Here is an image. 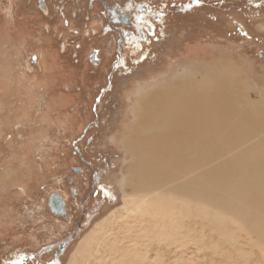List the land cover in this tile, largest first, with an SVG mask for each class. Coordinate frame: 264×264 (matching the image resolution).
<instances>
[{"label": "rangeland", "instance_id": "1", "mask_svg": "<svg viewBox=\"0 0 264 264\" xmlns=\"http://www.w3.org/2000/svg\"><path fill=\"white\" fill-rule=\"evenodd\" d=\"M126 1L130 25L106 31L102 3ZM31 2L0 6V264H28L27 253L33 264H264V242L244 226L230 220V237L187 218L167 220L160 233L151 217L159 193L122 187L129 94L141 84L220 61L243 72L253 96L264 94V0H97L94 10L61 0L52 21ZM120 31L132 32L123 44ZM93 46L102 48L100 67ZM40 54L42 66L32 61ZM54 192L68 201L70 222L48 213ZM87 240L93 248L81 262Z\"/></svg>", "mask_w": 264, "mask_h": 264}, {"label": "bare ground", "instance_id": "2", "mask_svg": "<svg viewBox=\"0 0 264 264\" xmlns=\"http://www.w3.org/2000/svg\"><path fill=\"white\" fill-rule=\"evenodd\" d=\"M207 64L175 69L129 94L123 146L130 165L122 187L159 193L151 217L160 233L167 220L177 226L189 218L230 236L231 220L264 242V94L253 96L234 65ZM92 241L81 247V262Z\"/></svg>", "mask_w": 264, "mask_h": 264}, {"label": "flooded vegetation", "instance_id": "3", "mask_svg": "<svg viewBox=\"0 0 264 264\" xmlns=\"http://www.w3.org/2000/svg\"><path fill=\"white\" fill-rule=\"evenodd\" d=\"M8 0H0V6H7V8H9V5L7 4ZM15 1H22V0H12V2ZM24 1V0H23ZM26 1V0H25ZM29 1V0H28ZM70 1H74V3L77 4V7L81 4H85L87 8L89 9H93L94 7L97 5V0H70ZM77 1V2H76ZM31 3H36V6L38 7V10L41 12L43 17L48 18L49 20L51 19L54 20L55 17L59 16V14L62 13V5H61V0H57V2H55V0H32ZM75 4V5H76ZM103 6L105 7V11H103V15H105L106 20L109 21V25L107 24V26L105 27V30H112L117 29V31H119V28H115L114 23L120 25L122 28L127 27L130 25L131 20L129 15L127 14V8L130 9V4L128 3V1L124 2V9H118V8H114V6H111L109 3L103 2L102 3ZM12 7L14 8L13 5L10 6L9 9H12ZM145 6H138V9H141V11L145 14ZM1 8H0V20L2 19V13H1ZM131 16V15H130ZM60 18L62 19L63 22V26L67 27L69 25L68 22V18H66L65 14H62V16L60 15ZM79 17H77V15H74L73 20H71L74 23H77V21H79ZM147 19V17H146ZM150 22H148L149 24ZM70 33H72L73 35H79L78 31H76L77 29H68ZM139 33H142L141 31H138ZM97 35L96 32L93 33V35ZM129 34H132V32H123V34H121L120 31V36H121V42L120 44H123V42L125 40H123L124 38L127 39V37L129 36ZM60 35V42H61V49H63L64 51H66L67 49V43L62 39L63 38V34H59ZM57 35V36H59ZM62 39V41H61ZM80 48V46H79ZM91 54H93V56H95V62L94 65L100 67L103 64V54H102V48L98 47V46H93L91 48ZM41 54L38 56V58H35L34 60L36 61V64L39 60V66H42L43 64V59L40 57ZM89 63V62H88ZM91 64V63H90ZM36 66V65H35ZM36 72V69L34 67V71L31 72L32 74ZM30 73V72H29ZM29 75V74H28ZM26 83V81L24 82ZM27 84V83H26ZM75 171L77 173H81L82 169L80 167H75L74 168ZM72 180V179H71ZM72 182V181H71ZM96 186H97V182H95ZM97 188V187H96ZM97 191V190H96ZM96 194V192H93ZM71 194L72 197L76 198L78 196V190L77 188H75L74 186L71 187ZM62 202H63V206H62ZM46 207L48 210V213L55 216L58 219L61 220H67V222L71 221V213H70V209H69V203L67 200H65L64 196L59 194L58 192H54L51 193L47 196V200H46ZM64 242L60 245V249H62L64 247ZM32 254L27 253L26 258L24 260H26V262L28 264H33L34 263V257Z\"/></svg>", "mask_w": 264, "mask_h": 264}, {"label": "water", "instance_id": "4", "mask_svg": "<svg viewBox=\"0 0 264 264\" xmlns=\"http://www.w3.org/2000/svg\"><path fill=\"white\" fill-rule=\"evenodd\" d=\"M37 58V57H36ZM34 59H32V61H33ZM62 206H63V202H62Z\"/></svg>", "mask_w": 264, "mask_h": 264}, {"label": "snow or ice", "instance_id": "5", "mask_svg": "<svg viewBox=\"0 0 264 264\" xmlns=\"http://www.w3.org/2000/svg\"><path fill=\"white\" fill-rule=\"evenodd\" d=\"M197 2H199V0H197Z\"/></svg>", "mask_w": 264, "mask_h": 264}, {"label": "crops", "instance_id": "6", "mask_svg": "<svg viewBox=\"0 0 264 264\" xmlns=\"http://www.w3.org/2000/svg\"><path fill=\"white\" fill-rule=\"evenodd\" d=\"M1 21V20H0Z\"/></svg>", "mask_w": 264, "mask_h": 264}]
</instances>
